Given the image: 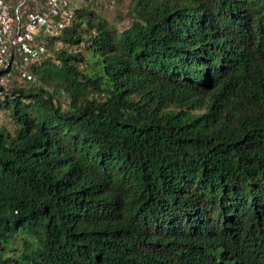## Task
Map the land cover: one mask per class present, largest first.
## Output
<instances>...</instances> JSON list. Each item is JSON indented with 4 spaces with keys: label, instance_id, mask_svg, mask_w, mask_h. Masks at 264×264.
<instances>
[{
    "label": "trees",
    "instance_id": "trees-1",
    "mask_svg": "<svg viewBox=\"0 0 264 264\" xmlns=\"http://www.w3.org/2000/svg\"><path fill=\"white\" fill-rule=\"evenodd\" d=\"M112 9L0 100V264H264V0Z\"/></svg>",
    "mask_w": 264,
    "mask_h": 264
},
{
    "label": "built area",
    "instance_id": "built-area-1",
    "mask_svg": "<svg viewBox=\"0 0 264 264\" xmlns=\"http://www.w3.org/2000/svg\"><path fill=\"white\" fill-rule=\"evenodd\" d=\"M103 6L112 8L114 0H0V100L10 88L36 81L34 65L54 60V50L69 48L58 37L79 9L101 12ZM70 49L80 51L82 45Z\"/></svg>",
    "mask_w": 264,
    "mask_h": 264
},
{
    "label": "rangeland",
    "instance_id": "rangeland-1",
    "mask_svg": "<svg viewBox=\"0 0 264 264\" xmlns=\"http://www.w3.org/2000/svg\"><path fill=\"white\" fill-rule=\"evenodd\" d=\"M101 12H102L104 17H106L109 20H113L114 21L116 10L112 9L110 6H103V8H101ZM122 26H123L122 22H119L118 23V27L122 28Z\"/></svg>",
    "mask_w": 264,
    "mask_h": 264
}]
</instances>
